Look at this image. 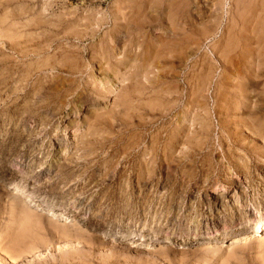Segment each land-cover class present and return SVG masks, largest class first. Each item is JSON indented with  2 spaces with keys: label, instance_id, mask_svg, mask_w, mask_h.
Listing matches in <instances>:
<instances>
[{
  "label": "rangeland",
  "instance_id": "rangeland-1",
  "mask_svg": "<svg viewBox=\"0 0 264 264\" xmlns=\"http://www.w3.org/2000/svg\"><path fill=\"white\" fill-rule=\"evenodd\" d=\"M263 4L0 0L1 264H201L203 244L253 233L264 220ZM215 97L234 108L220 114ZM174 133L159 174L149 149L159 158ZM14 188L50 209L24 219ZM229 258L206 264H264V247Z\"/></svg>",
  "mask_w": 264,
  "mask_h": 264
},
{
  "label": "bare ground",
  "instance_id": "bare-ground-1",
  "mask_svg": "<svg viewBox=\"0 0 264 264\" xmlns=\"http://www.w3.org/2000/svg\"><path fill=\"white\" fill-rule=\"evenodd\" d=\"M141 2V1H140ZM152 2V1H151ZM261 2V1H260ZM38 3V2H37ZM263 3V2H262ZM261 4V3H260ZM259 4V5H260ZM258 5V4H257ZM250 6V5H249ZM261 6V5H260ZM263 6H264V4H263ZM245 7V6H244ZM243 7V8H244ZM243 8H242V10H243ZM251 8H254L253 6L251 7ZM256 8V7H255ZM258 8V7H257ZM256 8V9H257ZM248 9V8H247ZM264 9V8H263ZM254 10V9H253ZM258 10V9H257ZM261 12V11H260ZM254 14V11L253 12H251V14ZM134 14V13H133ZM242 14V13H241ZM258 14V13H257ZM259 14H261V13H259ZM247 15V14H246ZM243 16V15H242ZM245 16V15H244ZM256 16V15H255ZM133 17V16H132ZM125 18V17H124ZM170 20V19H169ZM128 22V21H127ZM123 23V22H122ZM129 23V22H128ZM125 25H127V24H125ZM133 25V24H132ZM144 25V24H143ZM248 29V28H247ZM127 30H129V28L127 29ZM173 31V30H172ZM196 31V30H195ZM121 32V31H120ZM119 34V33H118ZM125 34V33H124ZM178 34V33H177ZM126 35V34H125ZM130 35V34H129ZM77 37V36H76ZM121 38V37H120ZM119 38V39H120ZM158 39V38H157ZM116 41V40H115ZM114 42V41H113ZM129 42V41H128ZM162 42V41H161ZM159 43V42H158ZM171 43V42H170ZM129 45H130V43H129ZM147 45V44H146ZM121 47V46H120ZM123 47V46H122ZM126 47H128V45H126ZM157 47V46H156ZM160 47V46H159ZM109 48L111 49V50H113V51H115V50H117V52H118V47H117V45H115V42L114 43H111L110 45H109ZM153 53V52H152ZM185 60V59H184ZM131 62V61H130ZM91 63V62H90ZM257 63V62H256ZM255 63V64H256ZM121 63H118L117 64V66L118 65H120ZM263 67V66H262ZM255 68H256V66H255ZM74 70V69H73ZM131 70V69H130ZM109 72V71H108ZM111 74V73H110ZM250 75V74H249ZM63 77V76H62ZM258 77V76H257ZM263 77V76H262ZM201 80H199V82H200ZM207 82V81H206ZM217 82V81H216ZM244 82V81H243ZM190 85H191V83H190ZM198 85V84H197ZM203 85V84H202ZM215 85V84H214ZM222 85V84H221ZM225 85V84H224ZM220 86V85H219ZM245 84L244 85H242V86H240V88L241 89H245ZM216 87V86H215ZM199 88V87H198ZM214 89V88H213ZM222 89V88H221ZM237 89V88H236ZM216 90V89H215ZM238 91V90H237ZM245 92H247L246 90H245ZM249 92V91H248ZM195 93V92H194ZM202 93V92H201ZM201 93L199 94L200 96H201ZM216 93V92H215ZM242 93V92H241ZM250 93V92H249ZM248 93H243V94H241V97L239 98V101L238 102H242L243 100H245V96L247 95ZM260 94H262V93H260ZM259 94V95H260ZM192 95V94H191ZM227 95V94H226ZM238 95V94H237ZM203 96V95H202ZM214 96V95H213ZM228 96V95H227ZM247 96H249V95H247ZM258 96V95H257ZM226 97V96H225ZM250 97H252V96H250ZM216 98V97H215ZM214 98V99H215ZM224 98V97H223ZM230 98V97H229ZM233 98H234V96H233ZM232 98V99H233ZM238 98V97H237ZM237 98H236V102H237ZM198 98L197 97H192L188 102H187V104L188 105H191L192 107L193 106H199V105H201L202 104V102L201 101H199V100H197ZM220 99V98H219ZM257 99V98H256ZM222 100V99H221ZM227 100V99H226ZM225 100V103H218V98H216L215 99V102H216V106H217V111L220 113V114H222V113H226L227 111H229L230 112V110H231V108H229V107H233L234 108V106L232 105L231 106V104L229 105V101H226ZM261 100V99H260ZM264 100V99H263ZM220 101V100H219ZM234 102H235V100H233ZM251 101V100H250ZM214 102V101H213ZM222 102V101H221ZM186 104V103H185ZM248 104V103H247ZM237 106H238V104H237ZM238 107H240V106H238ZM236 108V107H235ZM257 108V107H256ZM191 109H193V108H191ZM246 109V108H245ZM238 110V109H237ZM246 111V110H245ZM252 111V110H251ZM201 113V112H200ZM247 114V113H246ZM249 115V114H248ZM242 116V115H241ZM253 117V116H252ZM248 120V119H247ZM203 121V120H202ZM249 121V120H248ZM252 121V120H251ZM245 122V121H244ZM255 122V121H254ZM257 122V121H256ZM255 122V123H256ZM240 123V122H239ZM250 123V122H249ZM248 122H246V125H250ZM177 124V123H176ZM257 125H258V123H256ZM178 125V124H177ZM245 125V124H244ZM256 125V126H257ZM260 125V124H259ZM262 126V125H261ZM202 127V126H201ZM221 128V127H220ZM257 129H258V126H257ZM222 131V130H221ZM233 132V131H232ZM249 132V131H248ZM233 134V133H232ZM228 136V135H227ZM172 137V140H171V144H172V146H171V144H163V146H162V148H161V150L160 151H162L161 152V154H160V156H159V158L158 157H156V156H158L159 155V149L160 148H157V147H150V149H149V151H151L153 154H155V156L152 158V162H155V164L157 163L155 160H157L158 161V163H157V166H155V165H153V168H155V167H157V169H158V173L160 174V173H162V163L165 161V159H167L168 158V154H167V151L169 150V148L170 147H172V148H174V145L176 144V143H180L179 141V138H178V136H177V134L176 133H174V135H172L171 136ZM180 137V136H179ZM226 137V136H225ZM229 138V137H228ZM166 140V139H165ZM182 140V139H181ZM234 141H235V139L233 138V137H230V142L231 143H234ZM169 142V141H168ZM165 143V142H164ZM226 143V142H225ZM161 145V144H160ZM176 146H177V144H176ZM160 147V146H159ZM184 147V146H183ZM186 147V146H185ZM189 150V149H188ZM182 152V157H183V159H185V158H187L188 156H189V154H188V152H186V151H184V150H182L181 151ZM173 156V155H172ZM174 158V157H173ZM183 159H180V157H179V160L177 161V163L178 164H182V163H184V160ZM168 160V159H167ZM153 164V163H152ZM244 164V168H245V165L247 164V166L246 167H248V165L249 166H251L252 164L251 163H243ZM146 166H148V165H146ZM155 166V167H154ZM146 168V167H145ZM149 168V167H148ZM152 168V169H153ZM239 168V167H238ZM156 169V170H157ZM239 169H241V168H239ZM243 169V168H242ZM237 176V175H236ZM239 176V175H238ZM229 184V183H228ZM227 187V184H224L223 185V189H225ZM22 193V191H20V189H18V188H14V190H12L11 189V195H14V197L15 196H18V199L20 200L21 199V213H23V215H24V219H26V220H28L31 216H33L34 214H35V212H37V210L38 211H44L45 209H46V206H47V208L48 209H50L49 207H48V205H42V204H40V203H37L35 200H34V198H32V197H30L28 194L27 195H24V194H21ZM222 193H221V195L222 194H224L223 193V191H221ZM19 206V205H18ZM32 206H35V208H33ZM9 208V207H8ZM18 208V207H17ZM32 210V211H31ZM54 213V215H53V220L55 221V222H57L58 221V217H62L63 215L61 214V213H56V212H53ZM16 214V213H15ZM17 215V214H16ZM37 216V215H36ZM261 216V215H260ZM14 217H15V215H14ZM69 218H71V217H69ZM68 217H65V219H68V221L69 222H72V224H74L75 222H74V220L73 219H69ZM73 218V217H72ZM23 219V218H22ZM245 220V219H244ZM59 222V221H58ZM64 226H65V224H64ZM11 227V226H10ZM254 227H255V231L253 232V233H251V234H247V235H244V232H245V230H247V228H249L247 225H243V226H241V228H238V229H234L232 232H234V234H236L233 238H231V242L229 243V244H225L224 242H220V243H211V242H207V243H205V244H203V246H201L200 248L202 249V250H204V252H203V254H204V256H207L205 259V261H203V259H201L203 262L201 263V264H206V263H208V260H210V259H212V257L214 256V255H221V254H224L227 258H229V257H232L233 255H234V253H235V251L238 249V248H241V247H244V246H246L247 244H249V243H255L257 246H260V247H264V233L263 234H261L260 235V233L258 234V232H259V230L261 231L263 228H264V220H263V217H259V219H257V222L255 223V225H254ZM9 228V227H8ZM12 228V227H11ZM14 228V227H13ZM63 228V227H62ZM12 230V229H11ZM66 231V230H65ZM67 232V231H66ZM65 232V234H67ZM8 234H12V231L10 232L9 231V233ZM39 234V233H38ZM36 235V234H35ZM6 236V235H5ZM12 236V235H11ZM39 236H40V234H39ZM9 237V236H8ZM42 237V236H41ZM4 238V237H3ZM7 238V237H6ZM214 239V238H213ZM212 239V240H213ZM42 241V240H41ZM32 242V241H31ZM6 243V242H5ZM37 243V242H36ZM27 244V243H26ZM8 245V244H7ZM37 246V245H36ZM199 246V245H198ZM6 247V246H5ZM8 247H9V245H8ZM8 247H7V249H8ZM6 248H4V250H5ZM6 249V250H7ZM13 249V248H12ZM11 248H10V250H12ZM23 249V248H22ZM197 249V248H196ZM9 251V250H8ZM24 251V250H23ZM22 251V253H24ZM7 252V251H6ZM198 252V251H197ZM13 253V252H12ZM200 253V252H199ZM8 254L10 255V258H12L13 257V255H11V253L10 252H8ZM201 255V254H200ZM12 256V257H11ZM17 256V255H16ZM223 256V255H222ZM224 257V256H223ZM9 258V257H8ZM14 258V257H13ZM220 258H222V257H220ZM230 259V258H229ZM11 260V259H10ZM217 260V259H216ZM12 261H13V259H12ZM219 261V260H218ZM223 263V262H222ZM0 264H1V262H0ZM231 264V263H230Z\"/></svg>",
  "mask_w": 264,
  "mask_h": 264
}]
</instances>
